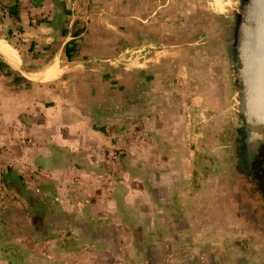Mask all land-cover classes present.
Segmentation results:
<instances>
[{
    "label": "crops",
    "instance_id": "0c3cea01",
    "mask_svg": "<svg viewBox=\"0 0 264 264\" xmlns=\"http://www.w3.org/2000/svg\"><path fill=\"white\" fill-rule=\"evenodd\" d=\"M236 6L0 0V264H235L191 120L224 103Z\"/></svg>",
    "mask_w": 264,
    "mask_h": 264
},
{
    "label": "flooded vegetation",
    "instance_id": "af4514ba",
    "mask_svg": "<svg viewBox=\"0 0 264 264\" xmlns=\"http://www.w3.org/2000/svg\"><path fill=\"white\" fill-rule=\"evenodd\" d=\"M237 9L226 22L223 35L226 38L233 29ZM228 89L233 91L231 82L225 88L226 103L230 99ZM225 110L227 119L221 129L222 146L227 152L226 173L221 176L224 204L239 224H246L247 238L264 247V131L256 126L253 132H246V128L234 120L228 106Z\"/></svg>",
    "mask_w": 264,
    "mask_h": 264
},
{
    "label": "water",
    "instance_id": "95a60500",
    "mask_svg": "<svg viewBox=\"0 0 264 264\" xmlns=\"http://www.w3.org/2000/svg\"><path fill=\"white\" fill-rule=\"evenodd\" d=\"M234 19L228 39L232 117L246 132L264 131V0H241Z\"/></svg>",
    "mask_w": 264,
    "mask_h": 264
},
{
    "label": "rangeland",
    "instance_id": "374dc122",
    "mask_svg": "<svg viewBox=\"0 0 264 264\" xmlns=\"http://www.w3.org/2000/svg\"><path fill=\"white\" fill-rule=\"evenodd\" d=\"M236 3L237 8L240 6L241 0L236 1ZM231 17L232 15L228 19ZM230 35L226 38L228 50H230L228 47V39ZM226 45L223 44L224 47ZM227 49L225 50L226 55L224 56L227 64L225 83L226 85H229V82H231V69L228 57L230 51L228 52ZM228 94H230V99H228L227 103L224 100V103L222 104L214 103L211 105L214 109V113L211 114V111L208 110V108H202L203 110L200 112L198 118H196L195 121L191 120V128H195L192 145L197 149L195 156L198 161L197 167L193 168V175L198 177L197 188H203V190L206 187L210 189V184L213 185L215 192L216 188L221 189V176L226 173V170L224 169H226L227 165L225 161L227 160V152L222 146L224 140L221 129L224 128V120L227 119V116H225L227 114V109L225 110L226 106H228V111L231 112L232 110L233 91L228 89ZM221 222L228 227L229 231L233 230L234 221H231L224 216V218H221ZM243 241L244 240H242L241 236L235 237L234 240L229 237L224 238L221 242L228 244L219 249V252L217 253L218 258H222L223 260L228 258V261L230 262L234 260L235 264H264L263 245L260 242L251 241L247 236L246 242L244 243Z\"/></svg>",
    "mask_w": 264,
    "mask_h": 264
},
{
    "label": "built area",
    "instance_id": "2783aa9c",
    "mask_svg": "<svg viewBox=\"0 0 264 264\" xmlns=\"http://www.w3.org/2000/svg\"><path fill=\"white\" fill-rule=\"evenodd\" d=\"M26 141H27V142H31V139L27 138Z\"/></svg>",
    "mask_w": 264,
    "mask_h": 264
}]
</instances>
